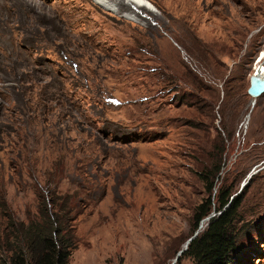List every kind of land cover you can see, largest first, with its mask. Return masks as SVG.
<instances>
[{
  "label": "rangeland",
  "instance_id": "obj_1",
  "mask_svg": "<svg viewBox=\"0 0 264 264\" xmlns=\"http://www.w3.org/2000/svg\"><path fill=\"white\" fill-rule=\"evenodd\" d=\"M150 1L159 12L133 20L124 0L117 12L94 0H0L6 198L35 208L18 160L28 144L37 168L62 160V190L89 199L70 264H194L176 253L229 191L239 201L230 264H264V92H247L264 68V0Z\"/></svg>",
  "mask_w": 264,
  "mask_h": 264
},
{
  "label": "trees",
  "instance_id": "obj_2",
  "mask_svg": "<svg viewBox=\"0 0 264 264\" xmlns=\"http://www.w3.org/2000/svg\"><path fill=\"white\" fill-rule=\"evenodd\" d=\"M32 149L24 144L18 160L32 179L26 185L35 195L34 210L26 208L19 212L9 203L4 189V165L0 162V264H70L69 257L76 243L73 220L89 199L79 196L77 186L62 190L59 184L66 172L62 160H44L37 168L39 159L32 157ZM10 165L14 167L15 163L9 159ZM218 169L217 165L211 175ZM37 171L42 177L35 173ZM213 185L210 180L208 189ZM228 194L229 191L223 190L218 193V205L214 207L218 213L209 217L206 227L194 235L183 250L194 264L234 261L237 238L231 226L239 201H229ZM210 211V200L198 204L193 213L194 225L197 227Z\"/></svg>",
  "mask_w": 264,
  "mask_h": 264
},
{
  "label": "bare ground",
  "instance_id": "obj_3",
  "mask_svg": "<svg viewBox=\"0 0 264 264\" xmlns=\"http://www.w3.org/2000/svg\"><path fill=\"white\" fill-rule=\"evenodd\" d=\"M96 3H98L100 6H102L105 9L111 10L113 12H117L119 9L118 2L120 0H115V2H112L110 0H94ZM125 4H127L131 9L130 11L124 12L123 15L127 18L133 19V20H140L141 17L138 16V11L140 8L148 9L151 12L158 13V8L150 1V0H124ZM33 4V2H29ZM37 3V2H36ZM35 5V4H34ZM36 6V5H35ZM9 7V6H8ZM15 12V11H14ZM140 14V13H139ZM10 30V29H9ZM17 40V39H16ZM260 57V56H259ZM260 58H264L260 57ZM258 58V59H260ZM262 65V64H261ZM259 65L256 69V71L264 77V68ZM264 92V91H263ZM262 93V92H261ZM260 93V94H261ZM258 94V95H260Z\"/></svg>",
  "mask_w": 264,
  "mask_h": 264
},
{
  "label": "water",
  "instance_id": "obj_4",
  "mask_svg": "<svg viewBox=\"0 0 264 264\" xmlns=\"http://www.w3.org/2000/svg\"><path fill=\"white\" fill-rule=\"evenodd\" d=\"M264 91V77H262L257 71H253L250 74L249 77V84L247 86V92L252 95L256 96ZM193 236H190L186 239L184 247L180 248L178 252L176 253L175 259L178 257V255L187 248V245L190 241V239Z\"/></svg>",
  "mask_w": 264,
  "mask_h": 264
}]
</instances>
